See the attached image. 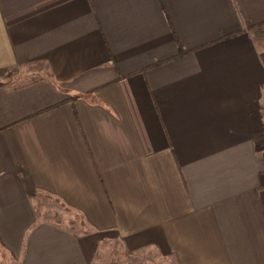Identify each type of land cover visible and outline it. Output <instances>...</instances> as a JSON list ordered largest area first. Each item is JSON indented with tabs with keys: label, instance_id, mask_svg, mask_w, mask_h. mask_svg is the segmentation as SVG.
I'll list each match as a JSON object with an SVG mask.
<instances>
[{
	"label": "crops",
	"instance_id": "obj_1",
	"mask_svg": "<svg viewBox=\"0 0 264 264\" xmlns=\"http://www.w3.org/2000/svg\"><path fill=\"white\" fill-rule=\"evenodd\" d=\"M110 247L264 264V0H0V259Z\"/></svg>",
	"mask_w": 264,
	"mask_h": 264
},
{
	"label": "rangeland",
	"instance_id": "obj_2",
	"mask_svg": "<svg viewBox=\"0 0 264 264\" xmlns=\"http://www.w3.org/2000/svg\"><path fill=\"white\" fill-rule=\"evenodd\" d=\"M115 247H110L107 249L108 251H103V256L98 259L97 264H175L171 260L167 259H156V258H137V257H127V256H121L119 252L114 250ZM0 261L3 263L4 260L0 259ZM4 264V263H3Z\"/></svg>",
	"mask_w": 264,
	"mask_h": 264
}]
</instances>
